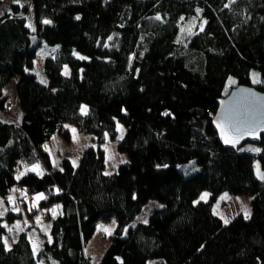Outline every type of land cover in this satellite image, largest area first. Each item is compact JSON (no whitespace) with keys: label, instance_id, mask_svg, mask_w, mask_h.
<instances>
[{"label":"trees","instance_id":"1","mask_svg":"<svg viewBox=\"0 0 264 264\" xmlns=\"http://www.w3.org/2000/svg\"><path fill=\"white\" fill-rule=\"evenodd\" d=\"M117 3L105 25L102 11ZM11 8L0 15V110L9 112L5 88L18 77L21 115L0 120V201L24 190L29 215L50 220V239L35 251L24 230L8 246L6 221L20 216L9 209L0 217V264H95L85 250L98 223L111 219L117 226L96 264H264V179L255 170L257 159L264 170V134L251 142L255 150H234L213 124L232 87L264 91V0H30ZM44 43L58 46L45 60L47 83L30 70ZM119 120L128 129L117 149L129 160L107 174L102 143L119 136ZM65 123L96 145L78 164L64 158L56 167L45 144L56 132L71 140ZM192 160L196 172L180 169ZM39 162L43 172H23ZM204 190L210 199L196 202ZM224 191L251 195V214L226 223L214 212ZM150 200L161 206L132 225Z\"/></svg>","mask_w":264,"mask_h":264},{"label":"rangeland","instance_id":"2","mask_svg":"<svg viewBox=\"0 0 264 264\" xmlns=\"http://www.w3.org/2000/svg\"><path fill=\"white\" fill-rule=\"evenodd\" d=\"M30 0H0V15L6 12L11 11V7L13 4H27ZM118 3L113 7L108 8L105 11H102L103 21H105V25H109L113 20L116 12L118 11ZM29 20L31 19L34 22V11L29 12ZM58 49V46H51L46 43L41 45L38 49L37 56L34 61V65L30 68V70L36 73L39 77V80L43 83L48 82V76L45 71V60L48 56L54 55ZM76 55L79 57H85V55L76 52ZM65 73L70 72L69 66L64 68ZM252 83L255 85L260 81V73L258 70L254 69L251 72ZM18 77L14 78L5 88V92L9 95L10 100V110L9 112H3L0 110V120L9 121V122H18L20 118V110L21 106L18 99V91L16 87ZM236 82L235 78L230 79L229 85H232ZM83 109H86L84 111ZM82 112H87V106L84 105L82 107ZM66 127L70 129L71 132V140L65 139L59 132H56L52 135L51 139L45 144V149L50 152L52 163L56 167L61 166V162L64 158H70L71 161H75V165L78 164L81 153L84 149L91 145H96V140L91 133H87L84 131H80L77 127L70 123H65ZM73 129L75 131H73ZM117 129L119 131V136L116 139L110 137L107 134L106 140L102 143V147L106 152V169L105 172L107 174L113 173L116 169L122 164L129 160V155L127 153L120 152L117 149V143L120 138H122L125 132L128 129V125L126 123L118 121ZM243 151H251L255 150V145L251 142L245 143L241 146ZM179 167L182 171L187 174H191L196 172L199 169V165L192 160L190 162L179 164ZM45 169V166L42 162L33 164L28 166L23 170L26 171H34L41 173ZM255 170L256 174L261 177L264 175V170L260 165L259 160L257 159L255 162ZM22 172V173H23ZM22 195L25 196V199L28 201L29 196L26 192L19 187H16L15 190L7 197L8 202L5 200L0 201V217L6 216L8 210L20 214L14 221H6L7 224V236L6 242L7 245L10 246L12 242H14L20 232L24 230H28V234L32 243V246L35 251H37L43 243L50 239V220H48L42 212L37 215H29V212L25 209L26 203L22 199ZM39 197L41 195H38ZM36 197V201L40 199ZM202 197H204L202 199ZM211 197V192L209 190H204L200 196L196 199L198 201H207ZM252 196L247 194L233 195L228 191H224L219 199L214 204V212L220 216L224 221H230L233 217L238 214H243L248 216L252 212ZM161 206V203L156 200H150L144 207L143 211L139 216L133 221L132 225H135L138 222H147L150 214L154 211V209ZM51 212L54 216L60 213L57 206L51 209ZM117 226L116 219L111 220H103L100 221L97 225V230L91 241L89 242L85 253L88 257H90L93 263H97L106 248L109 246L112 238V234ZM43 264V263H40ZM149 264H165L162 260L159 259H150Z\"/></svg>","mask_w":264,"mask_h":264},{"label":"water","instance_id":"3","mask_svg":"<svg viewBox=\"0 0 264 264\" xmlns=\"http://www.w3.org/2000/svg\"><path fill=\"white\" fill-rule=\"evenodd\" d=\"M213 124L227 148L238 150L248 141L259 142L264 134V91L242 83L232 87L220 99Z\"/></svg>","mask_w":264,"mask_h":264},{"label":"snow or ice","instance_id":"4","mask_svg":"<svg viewBox=\"0 0 264 264\" xmlns=\"http://www.w3.org/2000/svg\"><path fill=\"white\" fill-rule=\"evenodd\" d=\"M17 2H18V0H17ZM77 19H79V17H77ZM45 23H50V21H45ZM84 111H86V109H83ZM166 115H167V113H165ZM73 131H75L74 129H73ZM226 142H231V141H226ZM73 163L75 164V161H73ZM261 179H264V175H261ZM39 198H43V196L41 195ZM204 197H202V199H203ZM226 223H227V221H225Z\"/></svg>","mask_w":264,"mask_h":264},{"label":"crops","instance_id":"5","mask_svg":"<svg viewBox=\"0 0 264 264\" xmlns=\"http://www.w3.org/2000/svg\"><path fill=\"white\" fill-rule=\"evenodd\" d=\"M31 11H34L33 9H30V11L29 12H31ZM29 14V13H28ZM2 15V14H1ZM28 16V19H29V15H27ZM35 19V18H34ZM33 23V21L30 19L29 20V25H31Z\"/></svg>","mask_w":264,"mask_h":264}]
</instances>
